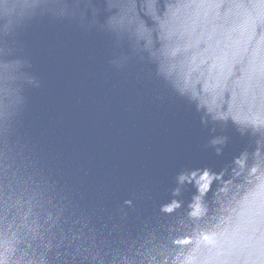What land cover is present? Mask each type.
<instances>
[{
	"label": "water",
	"instance_id": "water-1",
	"mask_svg": "<svg viewBox=\"0 0 264 264\" xmlns=\"http://www.w3.org/2000/svg\"><path fill=\"white\" fill-rule=\"evenodd\" d=\"M0 261L264 264V0H0Z\"/></svg>",
	"mask_w": 264,
	"mask_h": 264
},
{
	"label": "clouds",
	"instance_id": "clouds-1",
	"mask_svg": "<svg viewBox=\"0 0 264 264\" xmlns=\"http://www.w3.org/2000/svg\"><path fill=\"white\" fill-rule=\"evenodd\" d=\"M204 175H205V176L208 175L207 170H205ZM207 188H208V184L205 183V184L203 185V187L200 189L201 193L205 192V191L207 190ZM173 206H178V205L174 204ZM166 210H167V211H172L173 209H172V207H168ZM0 264H4V262L0 261Z\"/></svg>",
	"mask_w": 264,
	"mask_h": 264
}]
</instances>
